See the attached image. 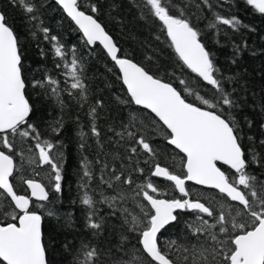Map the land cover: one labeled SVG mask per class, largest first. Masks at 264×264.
Instances as JSON below:
<instances>
[{
  "label": "trees",
  "instance_id": "trees-1",
  "mask_svg": "<svg viewBox=\"0 0 264 264\" xmlns=\"http://www.w3.org/2000/svg\"><path fill=\"white\" fill-rule=\"evenodd\" d=\"M34 2L40 5L39 15L43 25L50 29L49 35L57 36L58 42L65 46L66 51L74 50L82 65V79L88 89L87 103L83 107L62 92L65 104L61 108L56 98L49 96L44 87L33 86L35 82H44L51 76L60 80V87L63 88L64 70L57 68L56 64H63L65 61L55 56L53 44L56 41L44 39V34L39 30L33 35L32 25L25 19L20 8L14 7L11 0H0V11L5 13L21 45L25 94L33 107L30 123L38 126L42 139L59 141L63 145L60 149L64 153L63 178L59 193L55 191L54 180L50 179V166L41 165L38 161L35 141L16 138L13 157L16 171L12 182L17 193L30 196L23 179L31 178L42 183L49 194V199L44 203L32 201L31 206V210L36 211L43 219V243L48 264H84V252L91 248H96L99 252L98 264H117V261L129 259L128 254L132 253L136 258L133 264H152L138 244L139 233L128 231L130 225L124 223L127 214L122 209L127 208L141 219L143 214L131 200L128 203L117 202L115 215L112 214L114 209L104 199L116 193L101 180L102 175L107 178L108 169L103 172L101 169L105 163L109 168L119 169L123 166L126 174L132 175L136 184L151 180L159 189L158 198H181L172 183L153 177L151 170L153 164L159 163L183 176V155L167 143V130L157 118L134 103H121L129 100V96L119 78V70L105 51L98 45H86L79 30L53 0ZM170 2L176 6L172 9L174 13L177 9H184L186 18L200 31L202 42L212 53L217 67L216 75L223 78L225 88L233 94L238 104L227 115L234 117L240 127V141L249 160L251 161L253 154L259 159L264 156V145L261 144L264 141V14L258 13L246 0H208V4L203 0ZM78 3L82 10L92 14L101 23L122 50V54L144 66L151 74L171 82L178 90L182 91L184 86L179 81L184 79L194 92L205 98H212V87L178 60L170 46V40L162 31L161 22L149 12L145 0H80ZM92 4L98 8L96 13H90ZM218 16L236 18L240 23L235 28L223 25L215 19ZM71 55L70 52L68 60ZM182 95L189 102L203 107L194 96L183 91ZM98 100L103 101V106L97 109L95 119V125L101 130L99 138L91 135L92 117L88 115L89 107L94 106ZM60 119L63 120V131L57 137L50 126H54L55 121ZM125 125L130 131L148 140L155 150L154 156L135 145L131 138L120 140L109 131H122ZM81 131L86 134L83 140L79 135ZM81 144L85 146L82 148ZM131 147H137L138 152L132 154L128 151ZM0 150L5 149L0 147ZM85 162L91 170V177L83 176ZM219 167L231 175L230 169ZM136 168H143V174L135 171ZM248 172L264 179V167L250 163ZM186 187L190 198L212 206L217 214L221 210L230 212L233 216L240 212L241 215L236 216L237 222L248 219L241 205L231 202L218 192L189 184ZM86 193L94 200L91 208L82 203ZM6 208L7 201L0 200V222H13L4 214ZM197 215L187 211L178 213L176 222L163 231L158 239L162 250L175 264H187L183 259L186 255L184 247L196 243L197 239H203L194 237L192 228L189 227L197 223ZM205 218L212 221L206 215ZM91 222L100 223L101 228L92 229L89 227ZM146 222L145 220L144 223Z\"/></svg>",
  "mask_w": 264,
  "mask_h": 264
},
{
  "label": "snow or ice",
  "instance_id": "snow-or-ice-1",
  "mask_svg": "<svg viewBox=\"0 0 264 264\" xmlns=\"http://www.w3.org/2000/svg\"><path fill=\"white\" fill-rule=\"evenodd\" d=\"M203 2L208 4V0ZM11 3L25 14V19L32 25L33 35L39 30L44 34V39L56 41L53 44L55 56L65 61L63 64H56L57 68L64 70L63 88L60 87L61 81L51 76L44 82H35L33 86L44 87L49 96L56 98L61 108L65 104L62 92L75 99L78 106L83 107L87 103L88 89L82 79V65L74 50L66 51L65 46L58 42L57 36L49 35L50 29L43 25L39 15L40 5L34 0H11ZM56 3L78 26L85 44L102 45L107 56L117 66L119 78L126 86L129 96V100L121 103H134L154 114L167 130V143L183 154V176L159 163L153 164L151 170L153 177L172 182L181 198H158L159 189L151 180L136 184L132 175L126 174L123 166L119 169L109 168L105 163L101 169L102 172L108 169L107 178L102 175L101 180L116 193L104 199V202L114 209L112 214L115 215L117 202L128 203L129 200L143 214L141 219L127 208L122 209V212L127 214L124 223L130 225L128 231L139 233L137 239L142 252L150 258L152 264H175L160 247L158 234L178 219V211H187L198 214L195 218L197 223L189 226L193 236L203 237L202 240L197 239L196 243L184 247L186 255L183 259L187 264H264V179L248 172L250 163L264 167V156L258 159L253 154L251 161L249 160L240 141V127L234 117L227 115L228 111L238 107V104L233 94L225 88L223 78L216 75L217 67L212 53L202 42L200 31L186 18L184 9H177L174 13L172 9L176 6L170 0H145L149 12L161 22L162 31L170 40V46L178 60L214 90L211 99L205 98L188 87L184 79H180L179 84L184 86L182 91L194 96L203 107L189 102L182 95V91L171 82L151 74L144 66L122 54L112 36L92 14L82 10L78 0H56ZM246 3L258 13L264 14V0H246ZM97 11V6L92 4L90 13ZM215 19L233 28L240 23L236 18L218 16ZM211 26L215 27V24ZM70 52L72 55L68 60ZM25 90L19 38L14 28L9 25L5 13L0 11V147L6 150H0V200L7 201L8 208L4 214L13 221L0 222V264H48L46 248L42 241V217L31 210L30 206L32 198L46 201L49 194L42 183L31 178H22L31 192L30 196L18 194L15 190L12 178L16 171L13 158L16 138L35 141L34 148L38 152L39 163L51 168L50 179L55 182V191L59 193L62 188L64 153L60 149L63 145L59 141L42 139L38 126L30 123L33 107L26 98ZM102 106L103 101L98 100L88 110V115L92 117L90 132L97 138L101 136V130L95 125V119L98 107ZM50 127L58 137L63 131V120H56L55 125ZM109 131L120 140L131 138L144 152L155 155V150L148 140L130 131L128 126H123V130L119 132L114 129ZM79 135L83 140L86 134L81 131ZM261 144L264 145V141H261ZM84 146L81 144L82 148ZM128 151L136 154L138 148L131 147ZM218 163L228 166L231 175L222 170ZM135 171L143 174L144 169L136 168ZM91 175V170L85 162L83 176ZM187 182L218 190L231 201L241 205L248 219L237 222L236 216L241 215L240 212H237L236 216L224 210L217 214L212 206L190 198ZM82 203L90 208L94 206L92 196L87 193ZM205 215L212 218V221L206 219ZM89 227L99 230L101 224L91 222ZM98 256L96 248L85 251L84 264H98ZM128 256L129 259L117 261V264H133L135 254Z\"/></svg>",
  "mask_w": 264,
  "mask_h": 264
},
{
  "label": "water",
  "instance_id": "water-1",
  "mask_svg": "<svg viewBox=\"0 0 264 264\" xmlns=\"http://www.w3.org/2000/svg\"><path fill=\"white\" fill-rule=\"evenodd\" d=\"M55 3H56V0H53ZM80 0H78V2H79ZM57 4V3H56ZM58 5V4H57ZM61 9H62V7L60 6V5H58ZM62 11H63V9H62ZM64 12V11H63ZM64 14L66 15V17L74 24V26L78 29V26L75 24V22L74 21H72L71 20V18L70 17H68L67 16V14L64 12ZM79 30V29H78ZM80 32V31H79ZM81 33V32H80ZM81 35H82V33H81ZM96 45H98V46H100L102 49H103V46L102 45H100L99 43H97ZM90 47H94L95 45H89ZM104 50V49H103ZM105 51V50H104ZM105 53H106V51H105ZM110 58V57H109ZM111 60V59H110ZM114 63V62H113ZM117 67V66H116ZM118 69V68H117ZM190 70V69H189ZM191 71V70H190ZM196 75V74H195ZM205 83V82H204ZM124 87L126 88V86L124 85ZM127 90V89H126ZM27 98V97H26ZM137 106V105H136ZM138 107H140V108H142V106H138ZM143 109V108H142ZM146 111H148L149 113H150V111L149 110H147V109H145ZM152 114V113H151ZM153 116H154V114H152ZM158 119V118H157ZM162 124V123H161ZM170 145V144H169ZM171 147H173L174 148V146H172V145H170ZM175 149V148H174ZM175 150H177V149H175ZM178 152H179V150H177ZM180 153V152H179ZM182 154V153H181ZM183 155V154H182ZM218 166H223V167H226V168H228V166H226V165H223V164H219L218 163ZM157 178V177H156ZM158 179H161V180H165V181H167L166 179H164V178H158ZM169 182V181H168ZM170 183H172V182H170ZM193 185V186H197V187H200V188H204V189H208V190H213V191H216V192H218V190H215V189H211V188H206V187H204V186H200V185H196L194 182H187V184H186V186L187 185ZM27 187V186H26ZM28 189V188H27ZM29 190V189H28ZM47 191V190H46ZM29 192H30V190H29ZM178 192V191H177ZM179 193V192H178ZM219 193V192H218ZM219 194H221V193H219ZM30 195H31V192H30ZM180 195V194H179ZM221 195H223V196H225L224 194H221ZM226 197V196H225ZM229 199V198H228ZM230 200V199H229ZM32 201H34V202H37V203H44L45 201H39V200H37V199H35V198H32ZM231 201V200H230ZM231 202H233V201H231ZM233 203H236V204H238L237 202H233ZM31 206H32V203H31ZM30 206V207H31ZM180 212H185V211H178L177 212V214L178 213H180ZM176 221H174V222H172L169 226H167L166 227V229L168 228V227H170V226H172L174 223H175ZM41 227H42V241H43V219H42V225H41ZM166 229H164V230H162V232L163 231H165ZM162 234V233H161ZM161 234H158V239H159V237H160V235Z\"/></svg>",
  "mask_w": 264,
  "mask_h": 264
}]
</instances>
